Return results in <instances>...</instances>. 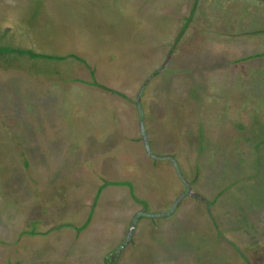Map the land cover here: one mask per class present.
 I'll return each mask as SVG.
<instances>
[{
	"label": "rangeland",
	"instance_id": "obj_1",
	"mask_svg": "<svg viewBox=\"0 0 264 264\" xmlns=\"http://www.w3.org/2000/svg\"><path fill=\"white\" fill-rule=\"evenodd\" d=\"M28 1L0 0V264H264V0Z\"/></svg>",
	"mask_w": 264,
	"mask_h": 264
},
{
	"label": "trees",
	"instance_id": "obj_2",
	"mask_svg": "<svg viewBox=\"0 0 264 264\" xmlns=\"http://www.w3.org/2000/svg\"><path fill=\"white\" fill-rule=\"evenodd\" d=\"M20 1V0H19ZM30 1V0H29ZM28 1V2H29ZM50 1L51 0H35V2L37 3V5L39 6V7H44V12H46V14L48 15V11L46 10V7H47V4L48 3H50ZM45 2H47V4L45 3ZM2 4V3H1ZM31 14V13H30ZM30 14H24V18L26 19L27 18V16L28 15H30ZM22 17V15L20 16V18ZM20 18L19 19H15V20H17V22L20 20ZM7 24V23H6ZM11 25H13V27L11 26ZM18 25H19V27H17V25L15 24V23H13V24H7L6 26H4L5 28H4V30H3V28H1L0 30V37H3L4 36V34L6 35V33H8L10 30L12 31V28L14 29L15 27H17V28H15L16 30H20L21 29V23H18ZM11 28H10V27ZM8 28V29H7ZM23 48V47H22ZM22 48H20V50L19 51H22ZM0 49H2V48H0ZM24 49V52H28V51H30L29 49L27 50L26 48H23ZM41 54H44L43 52H41ZM20 54H18V55H16V56H19ZM44 55H46V54H44ZM75 56H76V58L77 59H75V58H70L69 60H78V65H77V67H76V69H78L79 67H82V68H85L86 70H90L91 72H94V69H96L97 68V66H93L91 63H90V61H89V59H87V57H85V56H83V55H79L78 53H76V54H74ZM171 57V56H170ZM193 58V57H192ZM5 60L3 59V62H4ZM193 61H194V58H193ZM67 62V61H66ZM62 64H63V60H62ZM59 67V66H58ZM60 69H57L56 71H53L52 70V74H54L53 76H58L60 73H61V71H62V68L61 67H59ZM4 69H6V67L4 66ZM77 70H75L72 74L74 75V78H72L71 80H76V81H80V80H82L79 76H78V74H77V72H76ZM35 78H37V77H43L44 75H49V74H47L46 72H45V70H44V68H40V70H35ZM1 74H3L2 72H0V75ZM27 74V73H26ZM30 76V75H29ZM52 75H49V76H47L46 77V79H51L52 77H51ZM30 77H32V76H30ZM37 80H35V81H33V84H37L38 82H39V80L36 82ZM87 82V81H86ZM94 82L96 83V82H98V81H96L95 79H94ZM95 83H92V82H88L87 84H89V85H93V84H95ZM101 83L99 82V85H100ZM102 85L104 86V87H101V88H99V89H101V90H103V91H106V92H111V93H114V94H119V95H121L122 97L121 98H123L124 99V97H126V98H128V99H134L133 98V96L132 95H127V93L125 92V91H122V90H120V89H117V88H115V87H111V85H104V83H102ZM134 102H138V101H135L134 100ZM109 182H111V181H109ZM137 198V200L138 201H140V202H142L143 201V199H141L140 197H136ZM228 240L230 241V242H233L235 245H237V247L239 248L240 247V250H241V248L243 249V247L241 246V244H237V243H235V241L233 240L232 241V239H229L228 238ZM244 252V255H243V257H245V260H246V264H255V261L256 260H251V258H248L247 256V254L245 253V251H243ZM245 264V263H244Z\"/></svg>",
	"mask_w": 264,
	"mask_h": 264
}]
</instances>
